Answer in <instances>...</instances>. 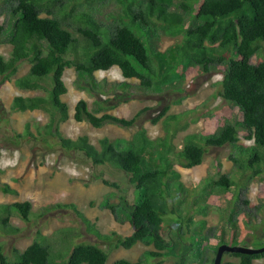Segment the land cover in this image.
I'll use <instances>...</instances> for the list:
<instances>
[{
    "label": "trees",
    "instance_id": "obj_1",
    "mask_svg": "<svg viewBox=\"0 0 264 264\" xmlns=\"http://www.w3.org/2000/svg\"><path fill=\"white\" fill-rule=\"evenodd\" d=\"M95 1H4L7 21L0 25V44H8L12 48L9 58L0 55V77L3 81L10 80L18 73L20 66L28 62V73L17 78L15 86L21 90H45L48 93L45 97H15L11 110L47 112L50 117L43 127L46 134L43 140L52 138L63 151L80 156L93 168L108 164L128 175L130 184L136 189V197L139 193V200L137 198V202L135 200L131 204L126 198L121 199V217L129 219L133 232L118 240L116 248L132 249L138 243H143L154 248L153 251L145 252L143 258L151 256L161 259L157 264H162V259L169 255L175 258L173 264H190L191 254L200 262L213 264L215 256L208 259L207 245H203L207 241L205 237H202V241H196L192 236L195 244L190 246L179 239L167 241L165 216L169 205L178 213L182 212L174 204L175 197L185 192L181 175L175 170L176 164L180 163L186 169L200 166L208 147H233L240 155L248 156V163H245L241 158L231 155L234 167L241 173L246 169L251 170L250 180L261 175V152H264V0H115L123 6L124 18L128 19L115 26L102 23L85 9V4L90 6ZM157 28L167 35H183V39L163 53L158 45ZM172 57H175V61L171 60ZM254 58L261 59L254 63ZM184 61L190 64L188 68L197 67L203 73L224 68L219 96L237 110L241 122H229L208 136L187 135L183 148L177 152L173 151V139L177 133L169 131L161 143L162 153L155 155H151V151L155 149L156 143L149 139L143 127L131 140L111 141L105 137L99 141V146L93 145L88 136L70 139L61 133L60 124L70 118L69 106L63 100V96L68 93L64 81L67 69L74 68L79 77L77 83L85 80L89 90L97 91L98 95L107 92L105 90L109 89V84L105 80L99 82L96 74L114 67L120 69L124 79H135L139 84H113L110 85L113 90L120 89L123 93L133 89L159 92L165 88L175 89L182 83L186 70L181 72L180 63ZM175 80L179 84H175ZM46 83L50 84L49 88ZM122 101L127 102L128 99ZM122 101L112 102L110 98L96 100L94 110H90L87 101L81 99L75 105L73 118L78 123L88 122L97 129L106 125L132 128L147 108L130 119L109 113ZM107 103L110 105H105ZM168 111L169 108L164 109L152 123L157 124ZM101 112L103 114L99 116ZM171 119H175V116L168 118ZM240 129L244 139L253 142V146L240 144ZM38 133L35 135L27 128L16 138L43 137L42 133ZM102 181L106 186L118 188L116 183L105 179ZM233 186V181L227 175L218 180L203 181V188L208 195L229 192ZM3 191L16 194L8 186ZM106 207L114 216L117 215V207L108 202ZM56 209L72 210L89 233L101 241L110 239V236L101 234L96 224L75 204H52L44 209V213ZM31 215L30 202L0 204V235L18 233L19 229L11 223L12 218L18 216L30 221ZM186 221L192 224L193 219L188 218ZM183 223L176 230L179 236L186 222ZM201 225L205 226L206 223L202 221ZM67 231L68 228H62L57 233ZM62 239L60 237L59 241ZM72 243L69 240L56 247L52 240L38 231L35 240L23 252L14 250L13 258L6 256L0 244V264H107L109 255L98 245ZM222 244L219 241L218 246L213 247L214 255ZM176 252L180 254L175 255ZM227 255L237 258L238 262L224 259L222 264H264L258 262L264 259V253L224 254ZM113 264L145 263L142 260L135 263L118 260Z\"/></svg>",
    "mask_w": 264,
    "mask_h": 264
},
{
    "label": "rangeland",
    "instance_id": "obj_2",
    "mask_svg": "<svg viewBox=\"0 0 264 264\" xmlns=\"http://www.w3.org/2000/svg\"><path fill=\"white\" fill-rule=\"evenodd\" d=\"M4 1L0 0V25L7 21V13L3 9ZM85 7L99 21L107 25L115 26L120 21L128 20L124 18L123 6L115 0L104 2L96 0L90 6L85 4ZM157 35L159 49L163 53L183 39V35H167L161 28H157ZM11 48L8 44H0V55L6 59L9 58ZM260 59L254 58L253 62L257 63ZM171 60L175 61V57ZM189 65L186 61L180 63L181 72L184 73L186 70L180 85H177L175 89L165 88L159 92L137 89L128 90L126 93L121 92L120 89L115 91L110 85L124 82L138 85L139 81L124 79L118 67L107 72H99L96 74V79L101 83L105 80L109 84L107 87L109 89L105 90L108 91L99 95L96 94L97 91L89 90L85 80H81L80 84L77 83L79 77L74 68L67 69L64 81L68 87V93L63 96V100L69 106L70 118L60 124L61 133L70 139L88 136L93 145L99 146V141L105 137L111 141L131 140L143 127L149 139L156 143L155 149L151 151V155H155L162 153L161 143L168 136L169 131L177 133L173 139V151L177 152L183 148V141L187 135L208 136L216 133L229 122H241L237 110L231 108L219 96L224 68L219 67L215 72L203 73L197 67L188 68ZM29 68L30 64L25 62L10 80L3 81L0 77V204L30 202L32 205L30 221H24L18 216L12 218L11 223L19 229L18 233L0 235V244L3 245L6 256L13 258L14 250L23 252L35 240L37 232L41 231L57 245L56 247L69 240L73 242L71 245L83 243L98 245L109 255L107 264L118 260H128L133 263L142 260L145 264H157L161 259L151 256L143 258L145 252L154 250L153 246L138 243L132 249L115 247L118 240L130 236L133 232L130 225L124 228L114 223L117 222L116 216L123 218L121 217L123 206L119 205L121 199L126 198L131 204L137 198L139 200V193L137 192L136 197V189L130 184L128 175L108 164L93 168L80 156L63 151L52 138L43 140L46 137L43 127L50 117L47 112L42 110L13 112L11 110L15 97L48 95L45 90H21L15 86V80L27 74ZM175 84H179L177 80ZM45 85L47 88L50 87L49 83ZM107 98L112 99V102L128 99L127 102L122 101L123 103L109 111L119 117L130 119L139 111L145 108L147 110L141 114L132 128L106 125L97 129L88 122L78 123L74 120L75 105L79 100H86L89 109L94 110L96 100ZM166 108H169V111L165 117L157 124L152 123V120ZM102 114L103 112L98 115ZM171 116H175V119L168 120ZM27 128L35 135L39 134L38 132L42 133L43 137L38 135L35 139L16 138L17 134L23 133ZM239 137L240 144L245 147L253 146V142L244 139L241 129ZM261 154L263 155L260 163L261 175L252 180H250L251 170L246 169L241 173L230 160V156L234 155L248 163V156L240 155L239 151H234V148L229 145L222 148L208 147L202 164L196 168L186 169L180 163L176 164L175 170L181 175L185 192L175 197L174 204L182 211L181 213L173 210V206L169 205V211L165 216L167 241L179 239L186 246H190L195 244L193 239L202 241V237H205L207 241H204L203 245H207L209 260L214 258L213 247L218 246L219 241L225 245L247 246L253 249L264 246V152ZM155 165L158 166V164ZM223 175H227L233 181L234 186L231 190L226 193L206 194L203 181L218 180ZM103 179L116 183L118 188L106 186ZM6 186L12 189L17 188L19 193L6 194L3 191ZM107 202L118 208L116 216L106 207ZM70 203L76 204L90 221L96 220L95 224L99 231L110 236V239L101 241L89 233L82 220L70 209H56L47 214L44 213V209L49 205ZM104 215L108 216V220ZM182 216L186 219H181ZM188 218L193 219L192 224L186 221ZM202 221L206 223L205 226L201 225ZM182 222L186 224L183 223V233L179 236L176 230H179ZM62 228H68L69 231L58 234V230ZM60 237L63 239L59 241ZM233 239H236L238 243ZM179 254V252L175 253V255ZM224 259L238 262L237 258L230 255L224 256ZM162 260H164L162 264L175 262L173 255ZM189 262L190 264H210L200 262L192 254ZM258 262H264V259Z\"/></svg>",
    "mask_w": 264,
    "mask_h": 264
},
{
    "label": "water",
    "instance_id": "obj_3",
    "mask_svg": "<svg viewBox=\"0 0 264 264\" xmlns=\"http://www.w3.org/2000/svg\"><path fill=\"white\" fill-rule=\"evenodd\" d=\"M225 253H238L245 255H258L264 253V246L258 249H253L245 246H233L222 244L218 247L213 264H222Z\"/></svg>",
    "mask_w": 264,
    "mask_h": 264
},
{
    "label": "crops",
    "instance_id": "obj_4",
    "mask_svg": "<svg viewBox=\"0 0 264 264\" xmlns=\"http://www.w3.org/2000/svg\"><path fill=\"white\" fill-rule=\"evenodd\" d=\"M17 193H19V190L17 189V188H13ZM16 203V202H15ZM70 204H74V203H70ZM76 205V204H75ZM77 206V205H76ZM104 217L106 218V220H108V216H106V215H104ZM90 220V219H89ZM116 220H117V222H114L115 223V225L116 226H120V227H124V228H126L127 226H132L131 224H130V222H129V219H124V217L123 218H118L117 216H116ZM94 222H92V223H94L95 224V222H96V220H93ZM97 226V225H96ZM98 230H99V228H97ZM101 231V230H100ZM102 232V231H101ZM101 234H103V233H101ZM103 235H107V234H103ZM127 237V236H126ZM138 245V244H137ZM136 245V246H137ZM135 247V246H134ZM133 247V248H134ZM122 248V247H121ZM113 264V263H112Z\"/></svg>",
    "mask_w": 264,
    "mask_h": 264
},
{
    "label": "bare ground",
    "instance_id": "obj_5",
    "mask_svg": "<svg viewBox=\"0 0 264 264\" xmlns=\"http://www.w3.org/2000/svg\"><path fill=\"white\" fill-rule=\"evenodd\" d=\"M234 246V245H233ZM238 246V245H237Z\"/></svg>",
    "mask_w": 264,
    "mask_h": 264
}]
</instances>
